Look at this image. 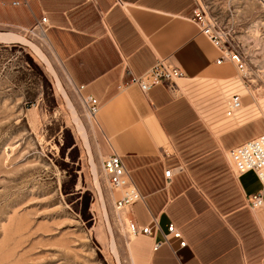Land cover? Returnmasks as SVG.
<instances>
[{
	"label": "crops",
	"instance_id": "crops-1",
	"mask_svg": "<svg viewBox=\"0 0 264 264\" xmlns=\"http://www.w3.org/2000/svg\"><path fill=\"white\" fill-rule=\"evenodd\" d=\"M194 8L195 0H0V26L30 29L45 17L44 39L70 83L97 100L95 158L121 157L142 196L124 217L153 231L130 237L124 225L128 264H261L264 205H247L260 183L254 172L234 179L219 155L264 134V112L236 66L216 63ZM158 60L182 73L172 89L130 84ZM233 96L241 107L226 116ZM169 225L185 246L164 241Z\"/></svg>",
	"mask_w": 264,
	"mask_h": 264
},
{
	"label": "rangeland",
	"instance_id": "rangeland-1",
	"mask_svg": "<svg viewBox=\"0 0 264 264\" xmlns=\"http://www.w3.org/2000/svg\"><path fill=\"white\" fill-rule=\"evenodd\" d=\"M195 1L239 36L264 112V0ZM0 33L23 39L0 42V264H128L125 210L93 152L94 116L39 26Z\"/></svg>",
	"mask_w": 264,
	"mask_h": 264
},
{
	"label": "built area",
	"instance_id": "built-area-1",
	"mask_svg": "<svg viewBox=\"0 0 264 264\" xmlns=\"http://www.w3.org/2000/svg\"><path fill=\"white\" fill-rule=\"evenodd\" d=\"M16 4V3H15ZM193 20L197 23L200 32L210 41V43L218 50L220 57L216 61L220 64L223 61H228L236 66L241 73L242 79L245 81L248 77V65L246 56L243 53L240 45L235 41L231 30L218 21L210 17L206 11L199 6L195 1L193 10ZM46 22V18L42 17L37 26ZM182 77L179 69L169 66L165 60H158L147 71L139 76H133L130 84L137 85L139 89L146 93L151 87L162 83H168L169 88L175 86V81ZM89 112L94 116L98 102L92 97L82 98ZM241 107L239 96L231 97L226 103V116H232ZM227 156L231 166V170L236 176H240L247 172H254L259 183L260 189L247 197V205L252 210L263 208L264 202V134L253 137L235 147L228 149ZM101 169L106 176L107 183L111 193L113 194L114 208L118 211L126 210L134 202L142 200V196L132 184L129 173L125 169L121 157L117 154H112L101 161ZM174 175L173 169L164 171L166 183H170ZM154 220V219H153ZM126 221L127 234L130 237L139 235H152L153 231L149 225H137L131 220ZM155 223V220H154ZM168 234L164 235V241L167 243L168 237L180 239V245L185 246V241L182 239L181 233L175 229L173 225H169ZM159 244H155L156 249ZM264 264V257L262 263Z\"/></svg>",
	"mask_w": 264,
	"mask_h": 264
},
{
	"label": "bare ground",
	"instance_id": "bare-ground-1",
	"mask_svg": "<svg viewBox=\"0 0 264 264\" xmlns=\"http://www.w3.org/2000/svg\"><path fill=\"white\" fill-rule=\"evenodd\" d=\"M23 39L22 37L14 34V33H0V42L3 43H11V42H22ZM33 47V46H31ZM35 47V46H34ZM34 49V48H33ZM37 49V48H36ZM36 53L38 54V57H41L43 59V61L49 66V63L47 61V59L44 58V56L41 54V52H39L38 50H35ZM58 84V83H57ZM64 92V91H63ZM66 97V96H65ZM70 103V102H69ZM68 104V103H67ZM70 106V105H69ZM72 106V105H71ZM70 108V107H69ZM75 119V118H74ZM75 122V121H74ZM77 122V121H76ZM81 129V128H80ZM84 131V130H83ZM84 136V135H83ZM85 142V141H84ZM86 146V145H85ZM88 146V145H87ZM90 149V148H89ZM88 149V150H89ZM93 158V157H92ZM92 160V159H91ZM95 178V177H94ZM96 180V179H95ZM96 182V181H95ZM103 203V202H102ZM105 211V209H104ZM113 239V238H112ZM111 242V241H110ZM115 243V242H114ZM113 244V243H112ZM111 244V245H112ZM112 249V248H111ZM118 257V256H117Z\"/></svg>",
	"mask_w": 264,
	"mask_h": 264
}]
</instances>
